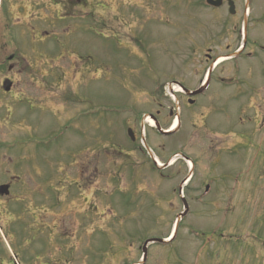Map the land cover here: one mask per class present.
<instances>
[{
  "label": "rangeland",
  "instance_id": "374dc122",
  "mask_svg": "<svg viewBox=\"0 0 264 264\" xmlns=\"http://www.w3.org/2000/svg\"><path fill=\"white\" fill-rule=\"evenodd\" d=\"M87 2L101 9L76 10L79 17L70 19V28L80 32L91 25L100 28V36L84 32L77 49L67 53L72 65L67 75L68 92L88 101L69 100L63 135H57L62 126L56 114L48 118L53 173L69 163L57 193L63 206L52 213V239L24 226L15 237L16 226H5L0 259L16 264L25 241L36 240L31 251L53 260L65 257L68 264H264V20H249L253 31L245 42L243 20L208 11L205 0ZM108 28L123 29L113 34ZM89 47L98 51L97 63L78 58L76 52L84 57ZM209 70L211 80L196 103L175 104L171 90L177 86L170 83L181 81L196 90ZM57 93L59 86L53 96ZM179 108L181 126L170 137L146 122L161 112L160 125L168 130L175 123L170 112ZM94 112L98 132L90 124ZM94 134L100 144L99 176L81 179L75 165L79 152L74 161L72 155L92 143ZM92 152L80 156L89 166ZM152 157L162 167H155ZM49 177L36 180V186L54 199L58 182L53 180L48 191ZM183 198L189 212L175 239L149 246L144 263L146 240L173 237L185 211Z\"/></svg>",
  "mask_w": 264,
  "mask_h": 264
},
{
  "label": "flooded vegetation",
  "instance_id": "af4514ba",
  "mask_svg": "<svg viewBox=\"0 0 264 264\" xmlns=\"http://www.w3.org/2000/svg\"><path fill=\"white\" fill-rule=\"evenodd\" d=\"M210 3L205 0L208 11L225 16L228 21L237 18L243 20L242 34H245V42H248V36L253 31L249 27V20H264V0H212ZM85 8L91 9L90 12L93 13L101 9V6L98 4L89 6L87 0H0V235L5 226L7 228L16 226L15 237H19L20 227L24 226L33 232L36 230L47 232L49 240L52 239L51 233H54L52 213L60 204V207L63 206V201L59 199L57 193L59 195L62 193L60 186L64 188L63 180L69 174V163L65 161V166L55 168L57 171L53 173V160L48 155H52L53 152L51 141L54 133L48 124V118L50 121L56 114V120L61 121L58 123L62 126L57 130L59 131L57 135H63L69 127L67 118L69 100L83 103L88 101L84 97L86 95L80 96L77 91L71 94L68 92L67 75L69 69H72L67 53L70 49H77L84 32L100 36L98 31L100 28H91V25L86 31L85 27L81 28L80 32L70 28V19L79 17L75 16V11L79 10L82 13ZM147 25L148 21L143 27ZM108 29L115 34L123 28ZM232 29L237 31V35H241V29L236 27ZM141 41L143 44L146 42L144 35ZM253 43L256 46L260 45L258 40H254ZM243 49H246V43ZM261 49H264V46H261ZM89 51L90 54L84 57L80 52L76 53L80 60L87 59L97 63L98 51L90 47ZM249 54L254 55V52ZM217 59L214 62H217ZM79 67L73 68L79 73L81 71L84 76V71ZM88 75L95 78L92 71H89ZM174 83L188 89L181 81H173L170 84ZM64 85L66 90L63 88ZM202 85L203 80L198 89ZM58 86L61 93L53 96L54 89ZM175 94L177 97L174 102L180 106L193 102L194 105L195 99L199 98L198 96L190 99L187 93L180 90L175 91ZM160 115L161 112L153 115L159 124ZM170 115L174 120L176 115L174 110H171ZM90 116L93 117L90 124L94 131L97 129L95 132H98L99 119L96 118L95 112ZM91 141V146L90 144L85 147L78 146L72 155L74 161L79 152L75 165L81 179H88L90 174L93 175L92 180L99 176L96 161L99 160L100 154L98 136L94 134ZM91 150L93 162L89 166L81 161L80 156L90 153ZM61 154L64 156L66 151ZM47 175L50 176L47 179L51 181L48 191L54 189L53 180L58 182L54 199L52 195L44 194L47 191L40 192L36 186V180L43 181ZM79 186L77 183L78 189ZM12 235L14 237L13 232ZM59 238L62 239L60 236ZM27 244L26 240L23 244V258H15L16 264H20L18 260L20 262L28 260V263L32 264H68L67 261H63L65 257L53 260L44 253L37 255L34 250L31 251L33 247L35 248L36 240L30 241L31 245ZM45 248H50V244L45 245ZM33 255L36 256L32 257ZM0 264H4V259H0Z\"/></svg>",
  "mask_w": 264,
  "mask_h": 264
},
{
  "label": "water",
  "instance_id": "95a60500",
  "mask_svg": "<svg viewBox=\"0 0 264 264\" xmlns=\"http://www.w3.org/2000/svg\"><path fill=\"white\" fill-rule=\"evenodd\" d=\"M212 0H208V3L209 4H211L210 2H211ZM211 74V73H210ZM207 86L208 85H206L205 87H203V88H201L200 90H198V91H196V92H194V93H190L189 92V96H191V97H196V96H199L200 94H202L205 90H206V88H207ZM183 89V88H182ZM153 121H154V123H155V125H156V127H157V129L163 134V135H166V136H169V135H171L172 134V132H164L162 129H161V127H160V125H159V123L157 122V120L156 119H154V117H152L151 118ZM129 135H130V137H132L133 138V133H132V131H129ZM184 159H186V157H184ZM184 203H185V213H183L181 216H180V218L178 219L179 221H178V224H179V222H180V219H182V218H184L186 215H187V212H189L188 210H189V208H188V204H187V202L184 200ZM179 226V225H178ZM168 241H165V240H159V239H152V240H149V241H147L145 244H144V246H143V252H144V263L146 262V259H147V256H148V246L150 245V244H154V243H158V244H164V243H167Z\"/></svg>",
  "mask_w": 264,
  "mask_h": 264
},
{
  "label": "bare ground",
  "instance_id": "6f19581e",
  "mask_svg": "<svg viewBox=\"0 0 264 264\" xmlns=\"http://www.w3.org/2000/svg\"><path fill=\"white\" fill-rule=\"evenodd\" d=\"M218 64H220V62ZM147 122L149 124L153 125L152 121L148 120ZM176 127H177V121L175 122V128L174 129H176ZM173 162H174V160H173ZM158 163H159L160 166H162L160 162H158ZM188 163H189V166L192 167V164L190 162H188Z\"/></svg>",
  "mask_w": 264,
  "mask_h": 264
}]
</instances>
